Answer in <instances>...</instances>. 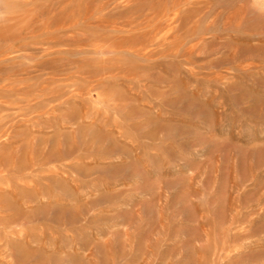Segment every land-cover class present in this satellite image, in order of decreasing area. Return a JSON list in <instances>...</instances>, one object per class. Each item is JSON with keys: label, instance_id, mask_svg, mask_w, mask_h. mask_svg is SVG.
<instances>
[{"label": "rangeland", "instance_id": "374dc122", "mask_svg": "<svg viewBox=\"0 0 264 264\" xmlns=\"http://www.w3.org/2000/svg\"><path fill=\"white\" fill-rule=\"evenodd\" d=\"M0 264H264V0H0Z\"/></svg>", "mask_w": 264, "mask_h": 264}, {"label": "bare ground", "instance_id": "6f19581e", "mask_svg": "<svg viewBox=\"0 0 264 264\" xmlns=\"http://www.w3.org/2000/svg\"><path fill=\"white\" fill-rule=\"evenodd\" d=\"M145 26V25H144Z\"/></svg>", "mask_w": 264, "mask_h": 264}]
</instances>
